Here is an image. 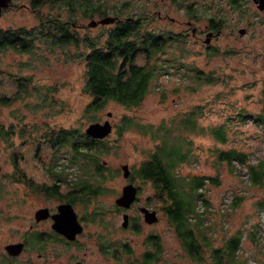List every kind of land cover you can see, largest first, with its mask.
Returning <instances> with one entry per match:
<instances>
[{
    "label": "rangeland",
    "instance_id": "rangeland-1",
    "mask_svg": "<svg viewBox=\"0 0 264 264\" xmlns=\"http://www.w3.org/2000/svg\"><path fill=\"white\" fill-rule=\"evenodd\" d=\"M193 1L198 6L197 18H190L187 12V5ZM242 2L239 7L231 8L225 0H108L107 15H116L115 11H121L122 15L143 11L142 19L148 27L183 33V40L167 45L155 59L157 63L172 65L158 76L141 102L131 108L107 99L96 111L83 114L90 97L82 91L84 63L77 54L85 51L82 42L79 46L57 45L49 49L47 43L36 40L31 52L9 48L0 53V97L9 98L8 105H0V122L5 127L12 123L14 129L7 139L0 138V264L6 257L5 244L20 241L24 234L30 237L31 232L45 231L53 235L51 222L36 221L34 211L41 206L54 209L64 193L76 189V182L88 179V174L94 172L91 162L84 166L83 158L70 161L71 151L67 147L55 150L36 136L44 128L60 126L84 131L94 115V121L108 118L112 123L105 136L109 147L101 158L107 167L102 181L104 192L88 194L83 202L73 203L77 215L83 218V229L75 243L67 245L54 236L44 243L40 258H37L40 254L37 245L33 244L31 249L19 254V259H40V264H68L71 257L79 255L87 264H126L128 257L122 255L126 259L117 260L102 247L129 241L133 255L139 256L148 246L146 236L156 233L163 246L157 264H196L181 257L180 243L158 206L152 185L131 179L130 173L128 177L122 176L121 164L127 163L131 171L154 146L153 139L141 132L142 129L128 128L116 134L122 116H130L143 125L151 123L156 127L162 123L174 128L169 132L173 140L180 139L181 135L192 140L191 160L180 164L177 172L217 175V184H206L210 207L202 213L215 244L240 229L239 254L247 264H264V207L258 209V201H264V179L259 185L251 184L247 164L233 160L229 166L217 160L213 150L233 146L248 154L247 162L256 163L259 159L264 162V124L259 125L250 118L259 109L258 91L264 80V8L259 9L253 0ZM48 12L58 13L61 19L67 17L62 7L44 5L41 10H34L27 0H11L1 11L0 27H36L40 15ZM217 12L222 16L220 33L205 43L209 16ZM99 17L76 12V21L71 26L80 36L95 35L102 25L87 23ZM192 26L196 27L194 34ZM136 60L139 64L144 62L142 55ZM197 73H201V79L195 84L191 77ZM204 75L211 80H205ZM19 82L26 91H19ZM198 104L202 105L196 112L198 124L214 126L232 119L225 143L216 141L206 130L185 128L182 131L178 120L170 119ZM242 115L248 117L245 122L241 120ZM26 124L38 130L30 127L24 134L21 129ZM89 180L96 183L92 177ZM129 181L139 186L137 200L130 207L122 208L114 199ZM53 183L59 184V190L48 195V187ZM148 196L149 204L146 203ZM234 196L241 197L236 207L229 204ZM140 205L155 209L157 220L147 223L139 211ZM123 211L130 218L135 217L134 228L121 226ZM252 232L256 244L250 239Z\"/></svg>",
    "mask_w": 264,
    "mask_h": 264
},
{
    "label": "trees",
    "instance_id": "trees-1",
    "mask_svg": "<svg viewBox=\"0 0 264 264\" xmlns=\"http://www.w3.org/2000/svg\"><path fill=\"white\" fill-rule=\"evenodd\" d=\"M29 7L34 10H41L44 5L48 7L63 8L67 13L66 18H60L58 13L40 15V21L36 27H0V53L9 48L20 52H31L34 49L36 40L47 43L49 49L54 46H68L73 44L79 46L80 42L85 46V51L77 52L84 63L82 91L90 99L83 110V114H90L100 108L104 101L113 99L125 108L137 106L145 94L156 82L158 76L168 69L170 65L157 63L155 59L158 54L164 51L167 45L183 40V33L172 30L157 31L148 27L142 19L144 12L139 14L122 15L121 11L114 12L117 19L112 23L101 24L102 27L95 35H78V32L71 26L75 23V13L80 12L83 16L91 17L93 14L103 16L109 10L108 0H27ZM231 8L242 5L243 0H225ZM116 8V7H114ZM197 2L193 1L187 5V12L190 18H197ZM116 10V9H115ZM222 26V16L220 12L210 15L208 27L213 31H220ZM41 39V40H40ZM138 55H142L144 62H137ZM194 76V78H193ZM191 80L198 84L201 73L194 74ZM205 80L211 77L204 75ZM208 80V81H209ZM19 91H26L21 86ZM259 109L255 116H250L257 124H264V80L258 91ZM44 101V97L41 99ZM9 98L0 97V105H8ZM202 105H192L191 108L180 112L171 120H178L182 131L199 129L200 132L206 130L207 134L220 143H225L228 139L229 124L232 119L214 126H203L197 123V109ZM239 115V113H237ZM248 117L242 115L241 120L245 122ZM95 115L89 120L94 121ZM33 125L36 123L33 121ZM35 128L32 125H23L22 133H26L27 128ZM174 127V126H173ZM128 128L142 129L141 132L147 134L154 141L153 148L147 150L144 158L136 166H132L130 171L131 179L148 181L154 190V196L159 201V208L167 221L171 225L180 246L182 248L181 257L189 259L196 264H247L245 258L239 254L241 244V230L237 229L227 237H223L222 242L215 244L214 236L211 235L209 226L203 220L204 212L209 211L210 202L206 196V184H217L218 177L207 176L199 173H178L177 167L182 163H187L192 157V140L185 135L180 139L173 140L169 137V132L174 128L166 124H140L130 116H122L121 123L116 127V134L120 135ZM176 128V129H179ZM13 124L5 127L0 122V138L7 139L13 134ZM27 137V136H25ZM40 142H46L51 148H60L71 151L70 161L83 158L84 166L91 162L93 173H89V178L96 180V183L88 179H81L76 182L77 188L69 192H77L76 195L64 196L72 203L80 200L83 202L88 194H100L104 192L102 181L105 178L107 167L101 162V158L106 154L108 144L106 137H91L76 127L60 126L56 128H44L36 136ZM29 139L37 140L35 137ZM108 146V147H107ZM38 148V146H37ZM217 160L225 161L232 166V161L247 164L248 178L251 184H261L264 179V162L259 159L256 163H249L248 154L233 146L226 149H213ZM21 177L24 179L25 175ZM107 178V177H106ZM48 195L58 192L59 184L53 183L48 187ZM139 186H137L138 190ZM137 200V199H136ZM241 200L240 196H234L229 201L231 206L236 207ZM232 201V202H231ZM262 201V200H261ZM258 201V209L264 207V201ZM146 203H150L149 196ZM202 208V211H200ZM137 224L135 217H129L128 227L134 228ZM34 236V235H32ZM31 236V237H32ZM250 239L256 244L253 232ZM148 246L139 256L133 255V248L129 241L114 243L115 246L102 247V250L111 257L120 259L122 255L128 257L126 264H157L163 251L158 234H148L146 236ZM110 243L109 245H111Z\"/></svg>",
    "mask_w": 264,
    "mask_h": 264
},
{
    "label": "water",
    "instance_id": "water-1",
    "mask_svg": "<svg viewBox=\"0 0 264 264\" xmlns=\"http://www.w3.org/2000/svg\"><path fill=\"white\" fill-rule=\"evenodd\" d=\"M11 0H0V14L3 8L9 5ZM259 9L264 8V0H253ZM117 19L116 15H103L99 17L97 20L91 19L87 24L90 26L96 24H104V23H112ZM191 21H187L189 24ZM196 27L192 26L191 31L192 34L195 33ZM244 28H239V32L242 33ZM220 31H216L215 34H219ZM213 35V31L208 30L205 33V37L203 42L208 43L210 41L211 36ZM107 115L110 116L111 112L108 111ZM112 128V123L110 119L105 118L103 121H90L85 128L84 132L91 137L96 138H104L107 134H109ZM122 170V176L128 177L130 173V169L127 163H123L120 165ZM137 197V186L133 182H126L122 185L119 195L114 199L116 205L122 208H128L135 201ZM139 211L143 215V219L147 222H153L157 220V212L153 208H149L146 205H140ZM50 216L52 218L51 228L58 233L63 234L68 239H73L75 234L82 231V225L77 219L76 212L69 202H63L56 205V211L50 213L49 208L47 206L38 207L34 211V219L39 220ZM129 223V214L126 211L122 212V221L121 226L126 227ZM23 246L22 241L17 242H9L4 245L7 253L15 255L17 254ZM23 264V263H21ZM82 264V263H77Z\"/></svg>",
    "mask_w": 264,
    "mask_h": 264
},
{
    "label": "flooded vegetation",
    "instance_id": "flooded-vegetation-1",
    "mask_svg": "<svg viewBox=\"0 0 264 264\" xmlns=\"http://www.w3.org/2000/svg\"><path fill=\"white\" fill-rule=\"evenodd\" d=\"M206 30L208 31V30H211L209 27H208V25H206ZM206 31V32H207ZM212 31V30H211ZM213 35H216L215 34V32H213ZM212 35V36H213ZM211 36V37H212ZM53 185V184H52ZM58 190H59V188H58ZM67 193L69 194V195H76L77 194V192H69V191H67ZM67 193L65 194V195H67ZM63 202H69V203H71L72 204V206L74 205L71 201H69L68 199H67V196H63V198L61 199V200H59L58 201V203L57 204H59V203H63ZM135 202V201H134ZM133 202V203H134ZM49 208V207H48ZM73 208H74V206H73ZM75 210V209H74ZM49 211H50V213H52V212H54V211H56V206H55V208L54 209H50L49 208ZM76 212V211H75ZM76 215H77V213H76ZM43 219H47V220H49L50 222H52V218L50 217V216H47L46 218H43ZM77 219H78V221L81 223V225H82V221H83V218H81L79 215H77ZM41 220V219H40ZM36 221H39V220H36ZM51 224V223H50ZM51 226V225H50ZM32 227V225H30V227L29 228H31ZM32 229V228H31ZM52 229V228H51ZM82 229H83V225H82ZM53 230V229H52ZM54 231V234L52 235V234H50V233H48V232H45V231H37V232H31V235H30V237H28L26 234H24V238H22L20 241H22L23 242V246H22V248H21V250L17 253V254H15V255H12V254H9V253H7V251L5 252V258L2 260V263L1 264H21V263H23V264H40V259H19L18 257H19V254L22 252V251H24V250H28V249H31L32 247H30V246H33V244H35V245H37L36 246V248H37V250L39 251V256H37V258H40V256L42 255L41 254V249L43 248V246H44V243L47 241L48 242V240L49 239H52V238H54V236L56 237V238H58L61 242H63V243H65V244H67V245H69V244H73V243H75L76 242V240H77V236H78V234H79V232L78 233H76L75 234V237L73 238V239H68V238H66L63 234H61V233H58V232H56L55 230H53ZM32 235H34V236H32ZM47 235V236H46ZM32 236V237H31ZM77 263H82V264H87V261L85 260V259H83L82 258V256H79V255H75V256H73V257H71L70 258V260H69V263L68 264H77Z\"/></svg>",
    "mask_w": 264,
    "mask_h": 264
}]
</instances>
